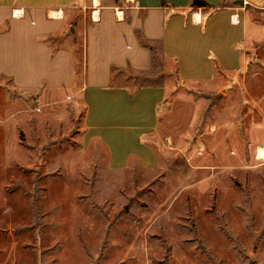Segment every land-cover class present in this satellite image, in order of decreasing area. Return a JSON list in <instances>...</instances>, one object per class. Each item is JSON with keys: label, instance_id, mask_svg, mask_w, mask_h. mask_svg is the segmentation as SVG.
Wrapping results in <instances>:
<instances>
[{"label": "rangeland", "instance_id": "374dc122", "mask_svg": "<svg viewBox=\"0 0 264 264\" xmlns=\"http://www.w3.org/2000/svg\"><path fill=\"white\" fill-rule=\"evenodd\" d=\"M160 49L151 74L116 78L171 87L155 171L110 170L82 144L81 107L48 111L0 81V264H264L263 58L192 89Z\"/></svg>", "mask_w": 264, "mask_h": 264}, {"label": "crops", "instance_id": "0c3cea01", "mask_svg": "<svg viewBox=\"0 0 264 264\" xmlns=\"http://www.w3.org/2000/svg\"><path fill=\"white\" fill-rule=\"evenodd\" d=\"M200 1L208 7L192 0H0V81L48 111L70 115L81 107L82 144H102L110 170L155 171L161 161L152 136L171 87L116 83L123 74L152 73L154 52L144 42L159 45L168 70L192 89L243 74L258 56L264 63V0ZM249 21L255 29L247 40Z\"/></svg>", "mask_w": 264, "mask_h": 264}, {"label": "trees", "instance_id": "16d2710c", "mask_svg": "<svg viewBox=\"0 0 264 264\" xmlns=\"http://www.w3.org/2000/svg\"><path fill=\"white\" fill-rule=\"evenodd\" d=\"M192 6L193 7H208V4L206 2L200 1V0H192ZM144 45L150 48L152 52H155V46L150 45L146 42H144Z\"/></svg>", "mask_w": 264, "mask_h": 264}, {"label": "bare ground", "instance_id": "6f19581e", "mask_svg": "<svg viewBox=\"0 0 264 264\" xmlns=\"http://www.w3.org/2000/svg\"><path fill=\"white\" fill-rule=\"evenodd\" d=\"M257 160L264 162V148H259L257 151Z\"/></svg>", "mask_w": 264, "mask_h": 264}, {"label": "built area", "instance_id": "2783aa9c", "mask_svg": "<svg viewBox=\"0 0 264 264\" xmlns=\"http://www.w3.org/2000/svg\"><path fill=\"white\" fill-rule=\"evenodd\" d=\"M122 17V16H121ZM117 19L118 20H124V19H121L119 15H117Z\"/></svg>", "mask_w": 264, "mask_h": 264}]
</instances>
